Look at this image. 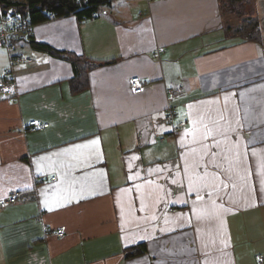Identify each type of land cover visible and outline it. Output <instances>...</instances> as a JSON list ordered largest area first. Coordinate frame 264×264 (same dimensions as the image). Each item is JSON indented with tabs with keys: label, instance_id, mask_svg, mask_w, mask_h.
Listing matches in <instances>:
<instances>
[{
	"label": "crops",
	"instance_id": "obj_1",
	"mask_svg": "<svg viewBox=\"0 0 264 264\" xmlns=\"http://www.w3.org/2000/svg\"><path fill=\"white\" fill-rule=\"evenodd\" d=\"M248 19L259 40L236 32ZM4 77L18 97L0 93V203L20 195L0 206V264H264V0L52 17L0 46ZM32 119L50 126L25 132Z\"/></svg>",
	"mask_w": 264,
	"mask_h": 264
},
{
	"label": "built area",
	"instance_id": "obj_2",
	"mask_svg": "<svg viewBox=\"0 0 264 264\" xmlns=\"http://www.w3.org/2000/svg\"><path fill=\"white\" fill-rule=\"evenodd\" d=\"M83 1V0H78ZM54 17L53 14H50ZM101 13L94 12L92 16H83V21H87L90 18L99 17ZM35 24H33L28 18L23 16L19 11L12 9H5L0 1V46L6 47L10 51L14 49L15 42L20 38H29L34 32ZM160 49L156 55L160 56ZM151 82L148 79L142 78L139 75L133 76L130 79V87L135 94H140L144 92L145 88L148 87ZM183 88L179 86L175 89H170L169 94L171 97L176 96V94ZM0 93L9 98L10 100H15L18 97V85L14 79L2 78L0 79ZM177 117V106L169 104L165 112V121L171 125L173 132H178V130L185 126L187 122H176ZM50 126L49 122L42 121L39 119H32L23 125L25 132L27 131H37L43 130ZM55 179V177H53ZM20 192L16 191L7 196L1 201L0 206L5 208L9 205H14L18 201ZM47 234H55L60 238H63L66 233L65 226H61L55 230H51L45 227ZM262 260V256H259Z\"/></svg>",
	"mask_w": 264,
	"mask_h": 264
},
{
	"label": "trees",
	"instance_id": "obj_3",
	"mask_svg": "<svg viewBox=\"0 0 264 264\" xmlns=\"http://www.w3.org/2000/svg\"><path fill=\"white\" fill-rule=\"evenodd\" d=\"M0 1L5 9L19 11L33 24H36L51 19L52 17L50 14H53L54 17H58L75 13L78 15L79 20L83 21V16L85 15L92 16L94 12L102 14L105 5L110 3L112 0H83L81 2L78 0H24L22 2L13 0ZM236 32L243 34L248 39L254 40H259L261 35L258 22L253 19L245 20ZM34 44L40 49L53 52L56 51L59 54H64L63 52L53 49L47 44L40 42H34ZM76 59L78 60V57ZM87 76V71L81 70L79 77L82 79V83L87 82ZM145 251V244H138L128 247L126 249V255L128 257L134 256L144 253Z\"/></svg>",
	"mask_w": 264,
	"mask_h": 264
},
{
	"label": "rangeland",
	"instance_id": "obj_4",
	"mask_svg": "<svg viewBox=\"0 0 264 264\" xmlns=\"http://www.w3.org/2000/svg\"><path fill=\"white\" fill-rule=\"evenodd\" d=\"M224 12H225V15H226V19H227V23L229 22L230 24L231 23H233V22H231V21H229V18H230V20H232L231 19V11L229 10V5L227 4V3H225V5H224ZM239 19H241V18H239ZM232 25H234V27H232V28H234L235 29V26H236V24H232Z\"/></svg>",
	"mask_w": 264,
	"mask_h": 264
},
{
	"label": "snow or ice",
	"instance_id": "obj_5",
	"mask_svg": "<svg viewBox=\"0 0 264 264\" xmlns=\"http://www.w3.org/2000/svg\"><path fill=\"white\" fill-rule=\"evenodd\" d=\"M199 198V197H198Z\"/></svg>",
	"mask_w": 264,
	"mask_h": 264
}]
</instances>
